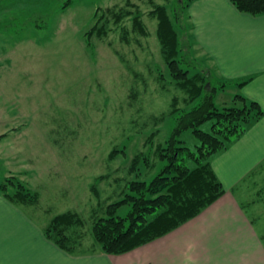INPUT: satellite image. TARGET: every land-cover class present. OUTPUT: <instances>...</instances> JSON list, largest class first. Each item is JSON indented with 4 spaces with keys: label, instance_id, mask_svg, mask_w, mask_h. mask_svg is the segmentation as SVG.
I'll use <instances>...</instances> for the list:
<instances>
[{
    "label": "rangeland",
    "instance_id": "1",
    "mask_svg": "<svg viewBox=\"0 0 264 264\" xmlns=\"http://www.w3.org/2000/svg\"><path fill=\"white\" fill-rule=\"evenodd\" d=\"M186 2L75 0L65 9L41 11L42 28L24 20L36 6L0 2V182L11 174L24 178L39 195L41 204L31 209L43 221L77 212L85 246H99L93 222L124 196L129 181L163 167L156 149L173 132L172 109H191L201 100L188 103L194 89L190 93L171 78L159 12L165 9L184 47H169V59L183 54L191 63L183 68L208 69L219 88L226 84L215 93L217 104H234L235 83L214 76L211 61L191 49ZM211 126L209 120L201 129ZM181 139L193 149L199 143L192 130ZM114 150L120 152L111 158ZM140 152H149L156 165L138 176L130 165ZM246 186L240 199L264 238V179L251 175ZM129 209L124 205L118 214Z\"/></svg>",
    "mask_w": 264,
    "mask_h": 264
},
{
    "label": "crops",
    "instance_id": "2",
    "mask_svg": "<svg viewBox=\"0 0 264 264\" xmlns=\"http://www.w3.org/2000/svg\"><path fill=\"white\" fill-rule=\"evenodd\" d=\"M186 10L192 51L207 57L223 81L246 80L235 87L264 111V13L241 11L232 0H188ZM210 160L225 193L171 232L123 254L98 246L70 252L45 232L55 215L43 221L32 212L35 204L0 194V264H264V238L240 199L248 177L264 179V114Z\"/></svg>",
    "mask_w": 264,
    "mask_h": 264
},
{
    "label": "trees",
    "instance_id": "3",
    "mask_svg": "<svg viewBox=\"0 0 264 264\" xmlns=\"http://www.w3.org/2000/svg\"><path fill=\"white\" fill-rule=\"evenodd\" d=\"M1 1L11 2L7 5L9 8L18 4L36 6L35 9H31L36 11L29 9L24 12V20H34L38 28L44 27L39 16H46L41 11L65 9L75 2V0ZM232 2L241 11L254 15L264 13V0H232ZM39 4L44 6L38 9ZM47 4L51 6L46 7ZM186 6L188 2L185 8ZM157 16L158 36L163 53L166 59L168 58L172 80L190 93L191 89H194V93H189L191 98L188 99V103L198 98L201 100L191 109H181L177 106L172 109L175 118L173 132L166 143L158 145L156 149L157 157L164 162L163 167L150 178L129 181L124 196L109 203L105 207V216L94 220L92 226L94 239L98 247L109 254L129 252L171 232L222 196L225 188L212 167L211 157L228 148L246 132L250 124L264 114L262 107L256 101L246 98L239 92L234 94L232 106L218 105L215 93L226 84L223 82L219 88L218 83L213 81L211 72L208 69L198 68L196 64L192 65L193 71L183 68L184 65H191L183 54L180 58L175 55V58L169 59V47L175 45L178 52H183L184 47L174 23L171 19L168 20L165 9ZM137 23L142 25L140 20ZM245 82L246 80L241 79L236 81L235 85L239 87ZM209 120H212L211 130L201 129V125ZM187 130H192L199 141L195 149L185 145L181 139L182 134ZM117 152L120 151L114 150L110 157H115ZM155 165L149 152H140L132 158L130 170L140 176L143 167L151 173ZM142 174L147 175L146 172ZM0 194L19 204H34L39 201L37 192H33L15 174L8 175L0 182ZM124 205H128L130 209L125 216H121L118 212ZM82 226L84 219L77 212L66 211L55 215L45 228V232L70 252L93 250L97 245H84V235L79 229Z\"/></svg>",
    "mask_w": 264,
    "mask_h": 264
}]
</instances>
